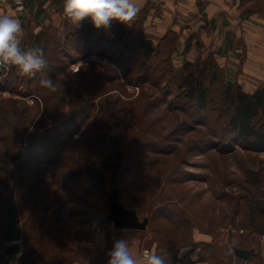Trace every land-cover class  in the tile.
<instances>
[{"label": "rangeland", "instance_id": "obj_1", "mask_svg": "<svg viewBox=\"0 0 264 264\" xmlns=\"http://www.w3.org/2000/svg\"><path fill=\"white\" fill-rule=\"evenodd\" d=\"M245 2L264 10V0ZM133 27L138 46L141 26ZM75 28L65 19L37 31L32 26L22 40L30 47L34 33L47 30V75L62 84L56 92L42 88L39 76L0 71V256L13 243L3 240L13 203L22 250L62 237L63 246H54L50 259L41 249L37 264H107L116 238L138 240L171 259L191 243L207 258L205 241L192 240L193 227L223 223L221 208H244L248 219L264 214V150L238 144L228 152L202 149L203 140L212 137L204 113L185 103L169 72L164 74L166 56L175 69L183 62L165 48L144 65L136 48L123 61L116 54L110 59L91 43L78 42L70 34ZM115 139L121 161L111 143ZM88 164L103 174V188L92 184ZM115 191L147 221L145 229L115 226L108 216ZM219 251V264H240L226 248Z\"/></svg>", "mask_w": 264, "mask_h": 264}, {"label": "crops", "instance_id": "obj_2", "mask_svg": "<svg viewBox=\"0 0 264 264\" xmlns=\"http://www.w3.org/2000/svg\"><path fill=\"white\" fill-rule=\"evenodd\" d=\"M26 11L15 9L14 0H0V14L17 17L23 27V38L29 27L36 31L43 24L59 25L64 21L63 0H28ZM139 14L130 23L139 24L151 39L152 46L167 49L173 59L181 64L184 60L195 61L213 55L228 79L236 80L247 91H253L264 84V10L252 9L245 0L237 4L235 0H135ZM30 6V7H29ZM82 24V22H81ZM80 24V26H81ZM260 202H264L260 200ZM264 208V207H263ZM262 210V209H261ZM244 208H221L218 213H226L223 223H216L209 229L198 226L192 229L193 242L212 243L217 254L219 248H226L234 258V263L264 264V214H254L251 219ZM133 243V253L141 256L144 249L140 241ZM237 248L250 251L247 258L236 254ZM180 249H189L187 255L196 248L191 243L183 244L175 250L172 264H184L177 259ZM220 252V251H219ZM16 253H5L0 258L3 264H10ZM200 264L209 261L201 257ZM20 264V260H19ZM67 264H83L75 260Z\"/></svg>", "mask_w": 264, "mask_h": 264}, {"label": "trees", "instance_id": "obj_3", "mask_svg": "<svg viewBox=\"0 0 264 264\" xmlns=\"http://www.w3.org/2000/svg\"><path fill=\"white\" fill-rule=\"evenodd\" d=\"M134 25V24H133ZM133 25H125L113 22L108 29H96L90 20L82 21L81 26L70 32L78 42L90 44L92 50L99 55L112 59L115 54L121 61L127 58V52L136 48L138 56L143 57V65L155 54L151 39L147 38L141 28L138 46L133 35ZM68 35V33H67ZM27 36V34H26ZM25 36L24 40H27ZM36 42L30 43V47L44 44V51L48 41V32L40 31L34 33ZM68 37V36H67ZM164 74L169 72V80L176 84L179 96H183L185 103L190 101L204 116L203 123L210 126L212 137L203 140L202 149L216 148L222 152L235 149V145H241L246 149L264 150V84L257 86L253 91H247L242 84L236 80L228 79L224 71L218 65L213 55L200 58L195 61L184 60L178 69H175L169 56ZM11 70H17L14 67ZM3 72V71H2ZM214 137V138H213ZM115 153L121 161L122 150L118 140L111 142ZM18 154L14 156V160ZM87 176L92 184L98 188L104 187V176L93 164L85 167ZM14 210L16 208L14 206ZM46 238L44 244H26L20 264H37L39 252L46 249L49 259L57 246H63L62 237ZM26 243L27 238H24ZM56 243H53V242ZM202 251H208L207 259L222 263L217 257V251L210 242H202ZM55 246V247H54ZM22 249L19 242L9 244L7 253H17Z\"/></svg>", "mask_w": 264, "mask_h": 264}, {"label": "clouds", "instance_id": "obj_4", "mask_svg": "<svg viewBox=\"0 0 264 264\" xmlns=\"http://www.w3.org/2000/svg\"><path fill=\"white\" fill-rule=\"evenodd\" d=\"M20 3V0H17ZM140 8L135 0H63L62 15L73 27H79L85 19L90 20L96 29H108L112 23L130 25L139 14ZM23 27L19 19L13 15L0 14V71L17 69L21 76L40 77L39 84L50 93L56 92L62 84L49 75V62L44 49L38 46L24 47L22 44ZM199 249L185 255L189 249H180L177 259L184 264H200ZM23 250L18 251L10 264H19ZM107 264H172L166 251L158 254L145 250L141 256L133 253V243L125 238L114 239L113 245L106 253Z\"/></svg>", "mask_w": 264, "mask_h": 264}, {"label": "water", "instance_id": "obj_5", "mask_svg": "<svg viewBox=\"0 0 264 264\" xmlns=\"http://www.w3.org/2000/svg\"><path fill=\"white\" fill-rule=\"evenodd\" d=\"M109 218L114 221L116 227L130 229H145L147 221H140L135 209L126 207L120 197V193L115 191L112 194ZM23 231L19 224L17 212L14 210V204H10L7 208V221L3 232V240L5 242H17L22 239ZM236 254L240 257L247 258L250 251L244 248H237Z\"/></svg>", "mask_w": 264, "mask_h": 264}, {"label": "built area", "instance_id": "obj_6", "mask_svg": "<svg viewBox=\"0 0 264 264\" xmlns=\"http://www.w3.org/2000/svg\"><path fill=\"white\" fill-rule=\"evenodd\" d=\"M235 2L237 4H239L240 0H235ZM14 6H15V9L20 13H22L26 10L25 0H20L19 4L17 3V0H14ZM260 238H261V241L264 242V232L261 234ZM145 250H147V249H145ZM0 264H3V260L1 258H0Z\"/></svg>", "mask_w": 264, "mask_h": 264}]
</instances>
